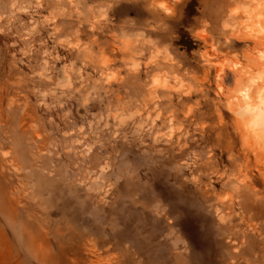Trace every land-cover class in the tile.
<instances>
[{
	"label": "rangeland",
	"instance_id": "374dc122",
	"mask_svg": "<svg viewBox=\"0 0 264 264\" xmlns=\"http://www.w3.org/2000/svg\"><path fill=\"white\" fill-rule=\"evenodd\" d=\"M264 0H0V264H264Z\"/></svg>",
	"mask_w": 264,
	"mask_h": 264
},
{
	"label": "bare ground",
	"instance_id": "6f19581e",
	"mask_svg": "<svg viewBox=\"0 0 264 264\" xmlns=\"http://www.w3.org/2000/svg\"><path fill=\"white\" fill-rule=\"evenodd\" d=\"M258 114H259V115H257V119H258V117H259L260 119H263V117H264V112H263V110H262L261 108L258 109Z\"/></svg>",
	"mask_w": 264,
	"mask_h": 264
}]
</instances>
